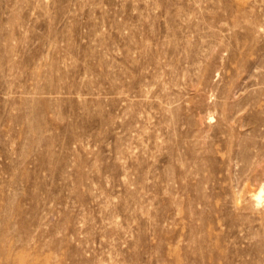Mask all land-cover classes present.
<instances>
[{
	"label": "rangeland",
	"instance_id": "374dc122",
	"mask_svg": "<svg viewBox=\"0 0 264 264\" xmlns=\"http://www.w3.org/2000/svg\"><path fill=\"white\" fill-rule=\"evenodd\" d=\"M0 264H264V0H0Z\"/></svg>",
	"mask_w": 264,
	"mask_h": 264
},
{
	"label": "bare ground",
	"instance_id": "6f19581e",
	"mask_svg": "<svg viewBox=\"0 0 264 264\" xmlns=\"http://www.w3.org/2000/svg\"><path fill=\"white\" fill-rule=\"evenodd\" d=\"M42 89V88H41ZM43 91V90H42ZM40 129V128H39ZM50 145V144H49ZM261 194L259 193V196H260Z\"/></svg>",
	"mask_w": 264,
	"mask_h": 264
}]
</instances>
